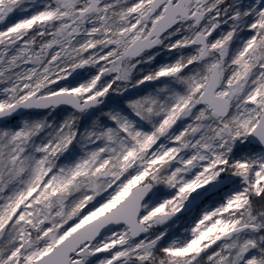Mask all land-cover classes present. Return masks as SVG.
Wrapping results in <instances>:
<instances>
[{
    "label": "snow or ice",
    "instance_id": "1",
    "mask_svg": "<svg viewBox=\"0 0 264 264\" xmlns=\"http://www.w3.org/2000/svg\"><path fill=\"white\" fill-rule=\"evenodd\" d=\"M0 264H264V0H0Z\"/></svg>",
    "mask_w": 264,
    "mask_h": 264
}]
</instances>
